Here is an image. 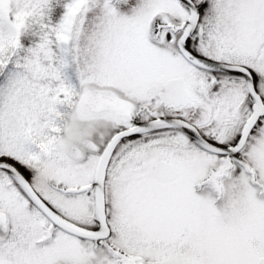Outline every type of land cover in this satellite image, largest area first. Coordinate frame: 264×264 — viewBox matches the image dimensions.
Instances as JSON below:
<instances>
[{"label": "snow or ice", "instance_id": "6c2138e0", "mask_svg": "<svg viewBox=\"0 0 264 264\" xmlns=\"http://www.w3.org/2000/svg\"><path fill=\"white\" fill-rule=\"evenodd\" d=\"M0 264H264V0H0Z\"/></svg>", "mask_w": 264, "mask_h": 264}]
</instances>
